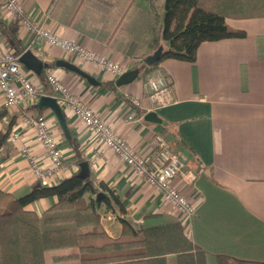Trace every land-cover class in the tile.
<instances>
[{"label":"crops","instance_id":"0c3cea01","mask_svg":"<svg viewBox=\"0 0 264 264\" xmlns=\"http://www.w3.org/2000/svg\"><path fill=\"white\" fill-rule=\"evenodd\" d=\"M20 1L29 17L45 29L124 64L126 70L141 66L158 44L162 51L168 49L160 38L164 0ZM225 23L245 36L201 43L192 63L163 59L157 64L173 96V103L159 109L149 108L142 77L117 86L116 76L96 64L44 45L43 62L69 61L97 84L61 67L43 69L40 75L23 68L39 90L37 99L9 110L0 92V111L7 113L0 118V131L10 118L11 131L19 129L18 138L8 139L1 151L0 189L20 197L36 184L53 186L79 169V157L88 163L94 184L111 188L124 209L115 213L99 207L101 226L110 238L120 235L122 220L142 227L177 220L193 244L206 253V264H215L216 255L226 256L228 264L264 263V18L225 19ZM29 43L27 31L0 3V55H20L17 48L25 51ZM48 73L138 152H148L152 134L160 133L185 163V174L171 182L195 207L193 216L180 217L70 109L61 107L69 132L66 137L51 110L34 108L40 96H55L46 82ZM125 94L139 98L145 109H134ZM22 114L44 116L61 150L62 167L51 176L36 179L20 152L24 148L42 169L50 167L34 129L20 125ZM190 174L192 182L185 176ZM55 201L54 196L41 198L27 209L42 215ZM76 253L75 248L49 250L44 263L78 264L73 257L61 258Z\"/></svg>","mask_w":264,"mask_h":264},{"label":"trees","instance_id":"16d2710c","mask_svg":"<svg viewBox=\"0 0 264 264\" xmlns=\"http://www.w3.org/2000/svg\"><path fill=\"white\" fill-rule=\"evenodd\" d=\"M162 8L160 38L168 49L161 50L156 63L143 68L139 74L143 79L163 59L192 63L201 43L245 36L229 28L225 19L264 18V0H164ZM6 115L0 111V118ZM12 126L10 118L0 131L1 158ZM82 162L77 157L76 164ZM78 171L53 186L36 184L20 197L0 189V264H45L46 251L67 248L77 253L61 258L73 257L78 264H167L168 256L174 257V264H206V253L193 244L177 220L148 227L122 220L120 235L110 238L101 226L99 207L124 213L119 198L103 183L95 185L90 176L79 177ZM49 196L56 201L42 215L27 209ZM215 264H228L227 257L216 255ZM237 264L264 263L241 260Z\"/></svg>","mask_w":264,"mask_h":264},{"label":"built area","instance_id":"2783aa9c","mask_svg":"<svg viewBox=\"0 0 264 264\" xmlns=\"http://www.w3.org/2000/svg\"><path fill=\"white\" fill-rule=\"evenodd\" d=\"M0 3L17 18L21 27L27 31L30 37L27 50H30L37 58L40 59L44 45H49L86 62L94 63L103 71L116 77L127 71L124 64L110 60L45 29L29 17L20 0H0ZM18 57L19 55L9 52L0 55V92L3 95L4 107L9 110L17 108L22 103L33 102L39 96L38 88L27 77L25 70L18 63ZM46 82L55 93L53 97L58 105L70 109L106 148L110 149L126 167L159 194L180 217L190 218L193 216L195 207L171 182L178 174H185V163L178 153L170 149L169 144L160 133H153L149 141L148 152L140 153L125 142L82 100L71 93L67 86L53 74L46 75ZM143 90L150 109H159L173 103L171 84L166 74L158 66L152 68L146 75L143 81ZM124 96L134 109H145L139 98L127 94ZM132 118V115L128 117L129 120ZM140 118L138 116L136 119ZM19 123L23 127L34 129L35 138L42 146L50 163V167L44 170L36 165L34 159L24 148L21 149L20 152L29 160L32 175L36 179L51 176L62 167V153L50 132L45 117L22 114ZM18 136L19 129L14 128L8 139L13 142ZM185 176H187L188 182L194 180L193 174Z\"/></svg>","mask_w":264,"mask_h":264},{"label":"water","instance_id":"95a60500","mask_svg":"<svg viewBox=\"0 0 264 264\" xmlns=\"http://www.w3.org/2000/svg\"><path fill=\"white\" fill-rule=\"evenodd\" d=\"M161 54V48L156 49L151 55L145 57L143 59L142 65L139 67H135L133 69H129L116 77L115 79V85L122 86L127 85L131 82H133L137 77L139 76L140 72L143 70L145 66L150 67L154 63H156ZM18 63L25 68L26 70L31 71L32 73L36 75H40L41 71L43 69H47L52 66L61 67L68 71H71L82 78H84L89 84L96 85L97 82L83 72L81 69H79L76 65L72 64L69 61L65 60H56L54 63H46L43 62L41 59L37 58L30 50H25L23 53H21L18 57ZM34 108L43 110V109H49L52 111L54 116L56 117L58 124L60 128L62 129L64 135L66 137H69V132L67 130L66 121L63 116L61 107L56 102V99L52 96H40L38 98L37 103L34 105ZM79 171L78 176L81 178H86L89 176V168L87 162H82L79 165Z\"/></svg>","mask_w":264,"mask_h":264},{"label":"rangeland","instance_id":"374dc122","mask_svg":"<svg viewBox=\"0 0 264 264\" xmlns=\"http://www.w3.org/2000/svg\"><path fill=\"white\" fill-rule=\"evenodd\" d=\"M167 264H174V257L170 256V258L167 260Z\"/></svg>","mask_w":264,"mask_h":264}]
</instances>
